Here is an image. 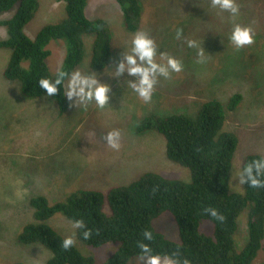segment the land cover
<instances>
[{
	"label": "trees",
	"instance_id": "trees-1",
	"mask_svg": "<svg viewBox=\"0 0 264 264\" xmlns=\"http://www.w3.org/2000/svg\"><path fill=\"white\" fill-rule=\"evenodd\" d=\"M57 1L65 3V17L57 23L44 26L35 39H30L25 34V28L35 18L39 1L0 0V13L15 11L12 18L0 21V25L8 31V38L0 42V49L10 51V61L3 76L7 81L19 84L27 101H41L48 97L39 88L38 81L41 78H55L47 65L52 56L49 46L53 41L65 43L66 56L61 71L70 73L80 67L85 58V37L89 36L92 39L90 71L113 74L110 70L105 71L113 59L112 36L108 23L103 19L91 20L86 16L88 0ZM115 1L122 10L126 32L133 35L148 26L156 47L159 38L163 36L168 42L175 38L170 51L177 57L180 54L186 55V52L193 54V48H189L187 44V35L198 33V37L203 39L206 38L205 32L208 29L218 36L212 40L217 44L215 49L231 55L227 62L237 60L245 64L251 72L264 61L261 56L257 58L250 51L247 53L249 47L258 51L264 45L260 44L261 38L255 28V24L261 22L264 30V18L258 14L264 6L261 0H236V3L242 5L239 7L238 16L247 19V24L241 26L253 23V43L241 49H236L229 39L224 46L221 43L220 35L215 30L218 24L214 23L211 13L202 7L210 0L193 3L187 9L180 5L181 0H162L169 11L162 21H154L152 16L143 14V2L148 3L149 0ZM224 15L231 18L228 12H224ZM168 23L175 30L169 28ZM178 28L182 29L180 39L176 38ZM230 50L234 52L230 53ZM197 52L195 55L198 60L200 56ZM208 61L207 65L210 66L212 61ZM232 68L233 66L224 65L216 81L225 84L233 80L230 78ZM192 71L197 69L186 70ZM249 80L252 82L251 75ZM256 82L259 81L252 82L254 87ZM184 88L187 90L174 94L171 99L176 100L182 95L193 93L196 98L188 107L176 110L175 105L165 116L152 115L138 123L135 133L156 131L163 136L168 161L186 170L189 181H184L187 180L185 178H166L152 170L142 175L139 172L134 174L138 170L135 167L129 169L128 176H140L127 185L109 184L106 188L65 187L58 199H49L44 194L36 193L27 201L32 209V221L18 234L17 244L23 248L43 246L52 254L46 264H129L141 255L137 246L141 242L149 245L152 254L175 253L181 264L184 260L189 264H254L258 253L264 251V188H250L246 183L243 190L239 191L232 186L233 160L240 140L232 129L226 128L228 118L237 111L243 97L235 94L226 102L221 101L217 98L216 89L208 90L211 88L209 83H194L192 89L186 86ZM63 90L64 86L55 97H49L58 113L60 108L64 107L68 112L70 108L71 102L63 96ZM193 108L195 113L189 114L188 111L191 112ZM233 118L236 120V115ZM67 135L70 137L73 133ZM84 135L85 133L81 135L82 138ZM81 136H73L79 149L85 146ZM260 157L264 156H246L241 162V168ZM12 159L10 171L15 172L16 178H33L38 175V171H45V167L50 173L60 168L21 156ZM100 166L101 164H97L95 173L83 172L85 177L82 180L86 181L94 176L99 183H104L107 178L116 181L114 176L109 175L110 169L107 166L103 165V172L98 170ZM71 174L78 175L76 172ZM79 182L84 184L83 181ZM65 195L66 198L62 199ZM209 208L215 209L224 219L220 221L210 216L206 211ZM58 215L71 223L77 219L82 220L85 229L91 231L90 237L84 239L82 232L85 229H76L78 243L91 250L89 256L83 255L75 244L68 250L61 247L65 237L52 226ZM165 216H169L176 225V240L167 238L157 228V221ZM242 220L248 229V239L244 247L239 249L236 238ZM146 230L152 233L151 241L143 238ZM106 246L111 247V251L104 258L102 250ZM12 264L27 263L16 261Z\"/></svg>",
	"mask_w": 264,
	"mask_h": 264
},
{
	"label": "rangeland",
	"instance_id": "rangeland-1",
	"mask_svg": "<svg viewBox=\"0 0 264 264\" xmlns=\"http://www.w3.org/2000/svg\"><path fill=\"white\" fill-rule=\"evenodd\" d=\"M38 1V12L33 21L25 28V34L30 39H35L44 26L57 23L65 17L66 5L64 2ZM203 1L181 0L180 5L187 9L191 8L193 3H203ZM261 1L264 5V0ZM143 3V14L147 17L152 16L154 21L164 20L169 13L162 0H149L148 3ZM237 4L239 7L242 6ZM202 7L211 13L214 23L218 24V27L214 28L218 31L223 46L228 40L231 27L235 24H247V19L244 16L226 18L225 11L213 8L211 2L204 3ZM14 13L15 11L0 13V21L12 18ZM85 13L91 20H105L112 36L113 59L105 71L110 70L113 74L95 73L97 79L101 83L109 85L111 89L109 105L103 109L97 108L95 102H91L86 107L83 105L70 107L69 112L63 107L58 113L49 97L41 101H27L22 95L18 83L9 82L4 78L3 73L10 61V51L0 49V264H12L16 261H23L27 264H46L52 257V254L41 245L23 248L17 244L18 234L26 224L32 221V209L27 201L36 193L44 194L49 199H58L60 192L65 187L68 189L106 188L109 187V184L110 186L113 184L127 185L150 170L166 178H181V180L185 178L187 180L184 181H189L186 170L168 161L163 136L156 131L135 133L138 123L152 115L165 116L170 109L173 110L175 105L174 109L176 110L188 107L189 103L196 98L193 93L182 95L176 100L171 99L174 94H180L187 90L184 86L188 88L191 86L190 89H192L194 83H209L211 88L208 90L216 89L217 98L224 102L235 94H240L243 97L237 111L230 115L226 123V128L232 129L231 131L236 133L240 140V146L233 160L232 186L239 191L243 190L244 185H238L239 182L235 180L234 174L236 170H242L241 162L246 156L250 154L264 156V61H261L262 64L259 68L251 72L248 71L245 64H241L237 60L227 62V58L231 55L215 49L217 44H214L212 40L218 36L208 29L205 32L208 42L206 38L200 39L198 33L186 36L187 41H196L199 49H203L204 56L198 60L195 55L198 48H193L191 55L186 52V55L180 54L177 57L170 51L176 39L173 38L171 42H168L163 36L159 38L157 50L167 52L179 60L182 64V71L171 73L167 79L158 78L151 101L144 103L128 86L129 81H134L135 78L129 77L127 72L117 75L115 71L116 65L121 62L123 55L130 50L134 37V34L126 32L120 6L115 0H88ZM258 14L264 18V6ZM214 23H212L213 26ZM252 24H249V27L252 28ZM168 27L174 29L171 23H168ZM255 28L261 38L259 41L262 45L264 43L263 23L257 22ZM142 32L154 40L148 26H144ZM7 38V28L0 25V42ZM64 44V41H53L49 46L52 56L48 59L47 65L53 77L62 70L66 56ZM256 44L258 43L256 42ZM247 50V53L250 51L257 58L260 56L264 58V45L258 50L260 53L252 47ZM233 52L230 50V53ZM91 54L92 39L86 36L85 58L76 71L89 76L94 74L89 68ZM207 59L212 61L210 66L207 65L209 63ZM156 62H161L159 53ZM224 65L233 66L230 70V78L233 80L220 84L216 79L218 80L217 75ZM189 68L197 69V71L186 72ZM249 74L252 77V82L259 81L256 82V87L250 82ZM66 85L67 83L64 84V89H66ZM76 100L77 98L74 97L71 103ZM188 113L194 114V108ZM233 115H236V120ZM112 130H119L121 133L119 150L110 148L104 139L107 133ZM70 132L73 135L68 137L67 133ZM83 133L85 135L82 138ZM75 135L82 138V143L85 146L81 149L78 148L76 141H73ZM15 156L37 159L38 162H46L49 165L60 166V168L53 174L44 166L45 171H38V175L33 178H16L15 172L10 171L11 161ZM123 162H126L127 165H120ZM97 164H101L98 168V170L101 169V172H103L104 166L112 170H109L108 173L114 176L116 181L107 178L104 183H99L94 176L89 177L86 181L82 180L85 177L83 172L88 174V171L91 173L94 171L95 173ZM135 167L138 170L133 173L139 172L140 175L132 178L133 175L128 176L129 169ZM76 169H80V171ZM73 172L78 175H72ZM79 181H83L84 184ZM66 195L62 199H65ZM239 224L240 230L236 240L238 248L241 249L247 242L248 229L244 220ZM53 225L65 238L73 236L74 244L79 251L83 255L89 256L91 250L78 243L76 229L72 228L71 222L62 215H58L52 222ZM156 225L167 238L177 239L176 225L169 216L157 221ZM110 251L111 247H104L102 256L106 258ZM93 255L95 256V254ZM263 261L264 251L261 250L254 264H262ZM129 264H143V262L136 258Z\"/></svg>",
	"mask_w": 264,
	"mask_h": 264
},
{
	"label": "clouds",
	"instance_id": "clouds-1",
	"mask_svg": "<svg viewBox=\"0 0 264 264\" xmlns=\"http://www.w3.org/2000/svg\"><path fill=\"white\" fill-rule=\"evenodd\" d=\"M213 8H218L221 11L228 12L230 17L239 15V6L236 0H210ZM182 29L176 30V38L180 39ZM229 41L236 49H241L247 45H251L254 40L253 29L249 26H241L235 24L229 36ZM189 48H198L196 41H187ZM158 55L155 41L150 38L145 32L138 31L134 34L131 41L130 50L123 55L121 62L116 65V74L127 72L129 77H134V81H129V88L137 95L144 103H148L152 99L155 86L158 83V78H169L171 73H179L182 71V64L179 60L169 55L167 52H159L160 63L156 62ZM197 55L204 56L203 49H199ZM67 79L66 89L63 90V96L67 101L72 102L73 98L77 100L69 104V107H77V105L87 106L91 102L99 109L105 108L110 101V86L101 83L94 73L89 76L82 74L80 71H58L54 79L41 78L38 81L39 88L43 89L48 97H55L58 91L63 88L64 81ZM72 113V112H71ZM121 133L119 130H112L104 137L107 145L114 149L120 148ZM235 180H238V185L248 184L250 188H264V157L253 159L247 163L242 170H236ZM210 216L222 221L224 217L219 215L215 209H206ZM73 229H85V224L82 220H74L72 222ZM75 235V233H73ZM91 231L85 229L82 232V237L88 239ZM144 240L151 241L152 233L149 231L143 232ZM73 236L63 239L61 247L64 250L70 249L74 245ZM141 255L139 260L143 264H181L176 254H152V249L146 243H138ZM183 264H189L187 260Z\"/></svg>",
	"mask_w": 264,
	"mask_h": 264
}]
</instances>
